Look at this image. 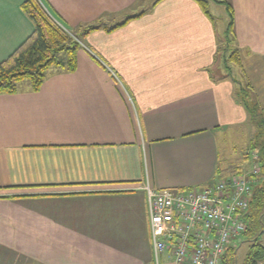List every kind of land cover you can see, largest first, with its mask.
<instances>
[{"label": "crops", "instance_id": "0c3cea01", "mask_svg": "<svg viewBox=\"0 0 264 264\" xmlns=\"http://www.w3.org/2000/svg\"><path fill=\"white\" fill-rule=\"evenodd\" d=\"M26 1L0 0V63L35 30ZM40 1L67 29L101 28L80 37L75 72L0 94V264H154L142 187L252 168L255 127L224 49L264 107V0L214 2L232 10L230 42L208 0ZM245 124L238 153L229 137Z\"/></svg>", "mask_w": 264, "mask_h": 264}, {"label": "built area", "instance_id": "2783aa9c", "mask_svg": "<svg viewBox=\"0 0 264 264\" xmlns=\"http://www.w3.org/2000/svg\"><path fill=\"white\" fill-rule=\"evenodd\" d=\"M253 158L251 170L216 176L207 185L142 187L148 199L154 264H226L234 240L247 229L243 218L259 182L257 151Z\"/></svg>", "mask_w": 264, "mask_h": 264}, {"label": "trees", "instance_id": "16d2710c", "mask_svg": "<svg viewBox=\"0 0 264 264\" xmlns=\"http://www.w3.org/2000/svg\"><path fill=\"white\" fill-rule=\"evenodd\" d=\"M22 9L33 21L35 30L10 57L0 63V94L18 93L20 84L26 81L29 82L33 91H39L46 80L48 71L53 67L75 72L78 68L77 53L81 48L80 37L101 28V25L89 26L84 28L82 33L76 32L77 35L72 37L66 27H63L40 0H27L22 5ZM229 12L230 22L225 37L228 42L234 38L232 32L234 15L231 9ZM138 16H132L125 22L107 29L113 31ZM224 54L225 68L230 70L231 64L242 67L241 55L237 49L226 47ZM238 98L249 113L255 127L250 147L258 152V162L261 168L259 182L254 187L248 211L251 225L247 226L245 233L250 234L261 228L262 222L264 223V108L249 83L241 86ZM261 234L247 240L252 243V250L246 255L244 264H259L264 261V246L259 243ZM236 252L237 248L228 251L226 264H232L227 259L230 256H236Z\"/></svg>", "mask_w": 264, "mask_h": 264}, {"label": "rangeland", "instance_id": "374dc122", "mask_svg": "<svg viewBox=\"0 0 264 264\" xmlns=\"http://www.w3.org/2000/svg\"><path fill=\"white\" fill-rule=\"evenodd\" d=\"M210 2L209 5V12L212 13L213 18L215 19L216 25L218 26V28L220 29H224L226 26L229 27V25L227 24L230 21V13L228 11H225V6H221L218 7L215 5V1H220V0H208ZM69 34L72 37H75V35H77L76 31L70 30V29H66ZM232 68L233 76L236 79V85L238 86V92L241 89L242 85H245L246 82H248L246 80V77L244 76V74H242L238 68V66H232L230 65ZM243 71V70H242ZM260 77L259 79L263 82V85H261L264 88V72L259 73ZM26 84H29L28 81L25 82ZM24 83V84H25ZM241 85V86H240ZM256 91L259 93L258 88H256ZM236 99L237 101L239 100L238 98V93L236 95ZM261 103V102H260ZM264 108V107H263ZM239 130L238 134H234V132H232L230 134L229 140H230V144L233 146V148L236 149V151L239 153L241 146L245 143V141H248V136H249V124H245L243 127H241ZM219 144L222 148V142L219 140ZM235 149L233 150V153L236 152ZM223 151V150H222ZM235 155H237L235 153ZM248 213L247 212L244 215V221L246 223L247 226L251 225V221L248 218ZM262 233V234H261ZM257 234H261V237L259 239V243L262 244L264 246V223L262 222L261 228L254 230L252 233H243L238 239L234 240V246L235 248H237V252H236V256H230L227 260H229L230 263L235 264V260L237 258V264H244L245 263V258L246 255L252 250V243L247 241V240H251L255 235ZM240 239V240H239ZM242 241V242H241ZM117 242L119 244H117ZM110 244H116V246L118 248L121 249H126V250H132L133 248V242L132 241H126V240H122V241H118L115 240L114 242H111ZM165 264V263H163Z\"/></svg>", "mask_w": 264, "mask_h": 264}, {"label": "water", "instance_id": "95a60500", "mask_svg": "<svg viewBox=\"0 0 264 264\" xmlns=\"http://www.w3.org/2000/svg\"><path fill=\"white\" fill-rule=\"evenodd\" d=\"M235 264H237V258H236V260H235Z\"/></svg>", "mask_w": 264, "mask_h": 264}]
</instances>
